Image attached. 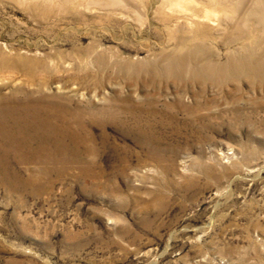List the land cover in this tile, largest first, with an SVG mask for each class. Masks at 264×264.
I'll use <instances>...</instances> for the list:
<instances>
[{
	"label": "rangeland",
	"instance_id": "rangeland-1",
	"mask_svg": "<svg viewBox=\"0 0 264 264\" xmlns=\"http://www.w3.org/2000/svg\"><path fill=\"white\" fill-rule=\"evenodd\" d=\"M200 1L0 0V106L69 95L121 112L130 97L161 112L147 143L95 127V149L62 172L13 162L37 180L0 178V264H264V0L215 20ZM185 50L233 79L161 72ZM181 91L204 120L166 106Z\"/></svg>",
	"mask_w": 264,
	"mask_h": 264
},
{
	"label": "bare ground",
	"instance_id": "bare-ground-1",
	"mask_svg": "<svg viewBox=\"0 0 264 264\" xmlns=\"http://www.w3.org/2000/svg\"><path fill=\"white\" fill-rule=\"evenodd\" d=\"M200 2L203 3L206 13L211 11L215 13L214 18L211 17L212 14H206L205 17L207 16L208 19L215 20L219 15H226L233 11L230 0ZM246 22L241 24L236 18L231 23L232 29L241 30L240 36L242 38L246 37L245 34L248 33L243 31L242 26ZM185 40L187 37L181 39L177 37L175 49L181 47ZM193 51L185 50L181 53L174 51L176 53L174 59L171 60L172 57H170L171 59L167 58L168 62H172V65L162 67L161 72H172L179 83L184 85L191 82L199 87L214 86L217 80L227 83L233 79V72L228 70L229 68L222 69L212 62L206 64L201 62L209 59L205 55L206 51L200 55L197 52L193 53ZM250 68L243 65L246 72ZM252 72L255 76L259 74L264 77V61H257L253 65ZM61 97L67 100L64 101L57 96H41L38 100L30 98L22 103L10 102L0 106L1 179L5 181L14 179L18 183L19 181H35L36 178L23 179L20 177L21 171L14 166V163L22 161L43 163L45 166L41 172L45 174L62 172L68 163L79 162L83 152L95 149L94 146H86L84 143L88 140L97 139L95 132L97 126L101 129L102 137L107 135L106 129L110 124L126 129L127 132H138L143 136V141L147 143L145 138H149V135L155 136L154 129L160 124V120L157 121L156 119L158 113H161L158 108L143 111L141 110L143 104L132 103L130 97L126 99L129 100L130 105L121 112L114 109L115 103L109 105L92 104L82 107L79 103L72 105L69 95ZM184 97L185 94L181 91L179 100L175 103H167L166 106L170 109L178 107L189 113L193 112L188 121L190 119L204 120L207 115L197 113L196 107L182 102Z\"/></svg>",
	"mask_w": 264,
	"mask_h": 264
}]
</instances>
